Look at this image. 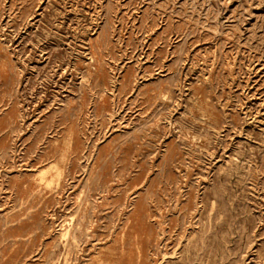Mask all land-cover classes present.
<instances>
[{
  "label": "rangeland",
  "instance_id": "obj_1",
  "mask_svg": "<svg viewBox=\"0 0 264 264\" xmlns=\"http://www.w3.org/2000/svg\"><path fill=\"white\" fill-rule=\"evenodd\" d=\"M0 264H264V0H0Z\"/></svg>",
  "mask_w": 264,
  "mask_h": 264
}]
</instances>
